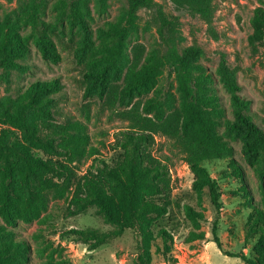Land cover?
Segmentation results:
<instances>
[{"label": "trees", "instance_id": "16d2710c", "mask_svg": "<svg viewBox=\"0 0 264 264\" xmlns=\"http://www.w3.org/2000/svg\"><path fill=\"white\" fill-rule=\"evenodd\" d=\"M212 1L172 0L178 9L200 14L208 23L213 15ZM49 7L57 12L55 23L47 19ZM141 9H157L163 51L145 55L139 46L129 50L130 31ZM87 17L77 0H31L23 4L16 21L0 22V66L7 74L27 66L31 36L42 57L58 63L61 56L53 36L55 24L77 27L83 33L79 54L89 65L85 74L88 94L124 108L121 115L130 123L118 139L117 149L122 150L118 161L109 164L93 149L92 164L79 176L78 166L85 154L82 145L87 142L81 133L82 123L68 119L42 126L39 121L53 118L50 105L63 92L59 78L28 85L17 101L10 97L0 100V264H33L28 242L14 238L15 227L20 219L39 216L51 195L69 201V216L95 206L99 215L118 227L108 232L72 229L71 234L90 244L89 250L127 229L137 230L146 257L157 237L165 247L172 244L173 235L167 229L160 228L157 235L152 229L173 205L169 160L152 152L158 134L170 137L183 151L195 177L193 192L199 200L208 192L216 208L221 205L219 186L206 165L231 150L228 136L242 141L248 164L264 179V130L255 122L250 103L241 95V85L225 59L218 69L219 82L231 94L234 116L226 120V136L218 129L225 108L214 87L217 78L200 63L201 48L181 46L178 18L170 20L156 0H127L126 11L99 29L101 41L96 45L89 37ZM252 25L250 40L254 43L264 38V5L255 8ZM26 28L31 30L29 35ZM166 69L176 75L175 91L160 82ZM120 80L121 89L114 84ZM5 127L20 131L22 138L13 139ZM233 169L239 174L235 166ZM185 214L197 229L205 219L203 212L191 206L185 207ZM212 233L213 242L221 249L216 225ZM204 239L202 232L192 231L188 236V242ZM251 256L242 258L247 264H264V238L255 244Z\"/></svg>", "mask_w": 264, "mask_h": 264}, {"label": "rangeland", "instance_id": "374dc122", "mask_svg": "<svg viewBox=\"0 0 264 264\" xmlns=\"http://www.w3.org/2000/svg\"><path fill=\"white\" fill-rule=\"evenodd\" d=\"M31 0H0V22L16 21L21 7ZM55 1V0H49ZM87 12L89 37L96 45L100 43L99 29L107 22L118 19L127 8V0H77ZM165 15L171 20L178 18L176 32L182 47L196 46L202 49L200 63L217 78L214 85L225 113L218 123L219 132L226 133V120L233 119L231 94L219 82L218 69L222 59L235 72L241 85V95L249 101L255 122L264 130V38L251 43L253 33L252 17L261 0H213L211 23L197 13L178 9L172 0H156ZM57 12L47 9L49 23L56 22ZM160 21L157 9H141L138 20L130 31L128 47L139 46L145 55L163 51L159 35ZM30 34V28H26ZM54 40L61 59L58 63L45 60L30 37L32 53L25 69L9 74L0 66V100L10 97L17 101L28 85L46 79L59 78L63 92L50 105L53 118H40L42 126L48 122L63 123L68 119L80 121L82 135L87 142L78 175H84L92 164L91 151L98 150L103 160L114 164L120 158L118 139L129 126L120 106H111L97 94L89 95L85 74L89 70L88 60L79 54L83 33L77 27L55 24ZM160 82L176 90V75L166 69ZM120 89L123 80L114 82ZM144 99L136 98V100ZM143 101V100H142ZM177 108H179L177 106ZM49 116V114H47ZM11 131L13 139L20 140V131ZM1 131V128H0ZM226 136V135H225ZM231 150L222 159L206 165L212 178L218 183L220 207L212 205L208 192L199 200L193 192L194 174L186 162L183 151L164 134L155 137L152 152L157 158L168 159L172 186V208L170 213L156 221L155 235L160 228L173 235V243L164 246L157 237L145 256L141 236L135 229L125 232L89 250V243L80 241L71 234L76 230H99L108 232L118 227L108 223L97 213L95 206L69 216L65 199L50 196L49 203L37 217L20 219L15 227L14 238L24 239L31 248L33 264H247L243 255L251 258L255 244L264 238V179H259L248 164L239 139L227 138ZM41 156V152H36ZM237 168L239 174L234 171ZM191 206L205 214L200 228L186 217L185 207ZM2 221L0 217V222ZM222 248L213 242V226ZM205 234L204 240L188 242L190 232ZM160 247V248H159ZM159 248V250H158ZM168 251V253H164Z\"/></svg>", "mask_w": 264, "mask_h": 264}]
</instances>
